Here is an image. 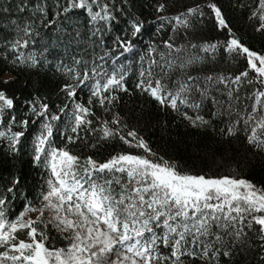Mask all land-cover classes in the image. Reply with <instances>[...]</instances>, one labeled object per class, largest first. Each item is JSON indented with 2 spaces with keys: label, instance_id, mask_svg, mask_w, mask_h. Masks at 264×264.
<instances>
[{
  "label": "snow or ice",
  "instance_id": "1",
  "mask_svg": "<svg viewBox=\"0 0 264 264\" xmlns=\"http://www.w3.org/2000/svg\"><path fill=\"white\" fill-rule=\"evenodd\" d=\"M0 264H264V0H0Z\"/></svg>",
  "mask_w": 264,
  "mask_h": 264
}]
</instances>
